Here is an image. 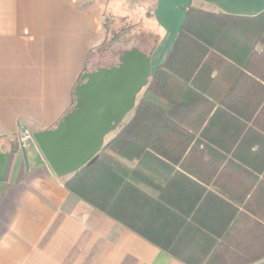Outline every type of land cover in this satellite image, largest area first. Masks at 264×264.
<instances>
[{
	"label": "crops",
	"instance_id": "0c3cea01",
	"mask_svg": "<svg viewBox=\"0 0 264 264\" xmlns=\"http://www.w3.org/2000/svg\"><path fill=\"white\" fill-rule=\"evenodd\" d=\"M188 8L252 18L264 12V0H0V264H185L70 193L33 140L25 165L18 137L53 129L69 111L88 52L108 41L106 15L115 29L136 27L144 38L136 49L149 56L153 75ZM202 66L181 71L194 83L162 86L165 113L180 108L149 121L162 151L136 152L124 163L154 203L176 206L186 220L206 206L193 219L219 232L237 218L235 209L264 203V118L245 119L257 86L248 82L237 96L248 71L215 54ZM257 70L264 75V64ZM141 199L136 224L171 238L168 219ZM198 239L184 235L175 248L196 255Z\"/></svg>",
	"mask_w": 264,
	"mask_h": 264
},
{
	"label": "trees",
	"instance_id": "16d2710c",
	"mask_svg": "<svg viewBox=\"0 0 264 264\" xmlns=\"http://www.w3.org/2000/svg\"><path fill=\"white\" fill-rule=\"evenodd\" d=\"M111 20L109 15L105 16L103 27L109 33L108 41L102 44L105 48H110L126 30L113 28ZM258 45L260 50L257 49ZM124 52L115 53V58L119 56L117 64ZM212 54L230 62L236 69L250 73L242 76V80L239 79L240 85L236 93L241 96L243 87L248 82L257 86L254 92L258 101L245 119H263L264 75L257 69L264 64V12L256 17L245 18L188 8L164 62L143 89L130 120L124 126H119L112 139L104 142L103 149L93 164L85 165L69 177H63L64 186L80 200L185 264H264V203L260 206H245V213L235 209L237 218L227 220L223 228L216 232L213 228L201 227L199 220L193 219L206 206H195L190 210L193 211L190 216L192 218L184 219L182 211L176 206L161 205L156 201L154 203L137 189L136 168H129L124 163L136 161V152L162 151L163 140H157L156 134L150 139L149 121L159 116L169 117L170 111H180L177 107L166 114L165 109L159 105L162 86L171 79L185 85L194 83L191 79L184 78L181 71H196ZM74 103L73 90L69 111ZM258 191L263 197L264 189ZM141 198L146 202L143 207L150 206L157 217L165 216L168 219V225L175 231L171 238L161 241L149 229L136 224V201L142 200ZM247 214L255 218H247ZM192 233L199 235L196 241L198 245L195 247L199 257L197 253L182 254L175 248L184 235L186 237Z\"/></svg>",
	"mask_w": 264,
	"mask_h": 264
},
{
	"label": "water",
	"instance_id": "95a60500",
	"mask_svg": "<svg viewBox=\"0 0 264 264\" xmlns=\"http://www.w3.org/2000/svg\"><path fill=\"white\" fill-rule=\"evenodd\" d=\"M151 76L149 56L136 48L122 53L116 66L81 75L73 108L53 129L32 135L57 177L71 176L96 161L105 138L133 111ZM21 152L27 165L24 147Z\"/></svg>",
	"mask_w": 264,
	"mask_h": 264
},
{
	"label": "rangeland",
	"instance_id": "374dc122",
	"mask_svg": "<svg viewBox=\"0 0 264 264\" xmlns=\"http://www.w3.org/2000/svg\"><path fill=\"white\" fill-rule=\"evenodd\" d=\"M97 3L101 4L103 0H95ZM116 1V0H110V2ZM136 22V21H134ZM114 26V23H113ZM114 28V27H113ZM125 29V28H123ZM119 30V29H118ZM144 38L136 37V27L134 28H127L125 32L120 36L119 40H117L113 45L110 46V48H105L103 45H96L93 49H91L87 54V61H86V68L84 71L91 72L95 71L99 68H108L111 67V65L117 64V58H115V53H119L121 51H128L131 49L136 48V46L142 47L144 46ZM147 47V46H146ZM121 55V54H120ZM74 106V105H73ZM73 108V107H72ZM136 109V103L135 108L133 111L125 118V120L122 122L121 126H124L131 118L132 114L134 113ZM69 112V111H68ZM116 132L113 134L108 135L105 138L104 142H108L110 139H112L115 136Z\"/></svg>",
	"mask_w": 264,
	"mask_h": 264
},
{
	"label": "built area",
	"instance_id": "2783aa9c",
	"mask_svg": "<svg viewBox=\"0 0 264 264\" xmlns=\"http://www.w3.org/2000/svg\"><path fill=\"white\" fill-rule=\"evenodd\" d=\"M32 140V136L28 131H23L18 137V144L21 147H26L28 143Z\"/></svg>",
	"mask_w": 264,
	"mask_h": 264
}]
</instances>
